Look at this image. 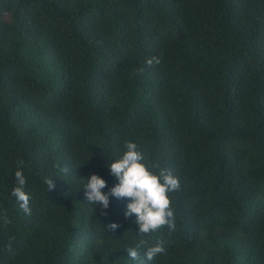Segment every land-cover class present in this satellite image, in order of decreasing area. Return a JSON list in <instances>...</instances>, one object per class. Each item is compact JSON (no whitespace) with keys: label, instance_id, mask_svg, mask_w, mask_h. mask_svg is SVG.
I'll return each instance as SVG.
<instances>
[{"label":"trees","instance_id":"obj_1","mask_svg":"<svg viewBox=\"0 0 264 264\" xmlns=\"http://www.w3.org/2000/svg\"><path fill=\"white\" fill-rule=\"evenodd\" d=\"M126 141L179 178L174 229L87 202ZM141 262L264 264V0H0V264Z\"/></svg>","mask_w":264,"mask_h":264},{"label":"clouds","instance_id":"obj_2","mask_svg":"<svg viewBox=\"0 0 264 264\" xmlns=\"http://www.w3.org/2000/svg\"><path fill=\"white\" fill-rule=\"evenodd\" d=\"M124 147L126 151L121 158L107 166L111 175L119 183L105 193L103 189L107 187V181L99 175L90 174L84 185L87 202L108 209L110 197L129 198L131 202L126 206L125 216L132 217L134 215L136 217L135 224L138 225L140 234L155 233L163 227L174 229L172 194L180 190L179 178L174 176L171 170L160 169L157 171L159 165L146 161L144 153L139 150L136 143L126 141ZM17 168L15 173L17 184L13 187L11 194L20 202L21 209L26 214H30V196L24 190L27 180L22 171L23 161H18ZM46 183L48 190L55 187L53 179L46 180ZM104 215L107 216L108 213L105 212ZM118 227L117 223L107 225V228L112 231ZM143 243L144 241H141L137 248ZM126 251L131 259L140 260L136 248H129ZM165 252L166 249L162 242L157 243L147 250L146 259L152 260Z\"/></svg>","mask_w":264,"mask_h":264},{"label":"rangeland","instance_id":"obj_3","mask_svg":"<svg viewBox=\"0 0 264 264\" xmlns=\"http://www.w3.org/2000/svg\"><path fill=\"white\" fill-rule=\"evenodd\" d=\"M7 19H9V16L7 15Z\"/></svg>","mask_w":264,"mask_h":264}]
</instances>
